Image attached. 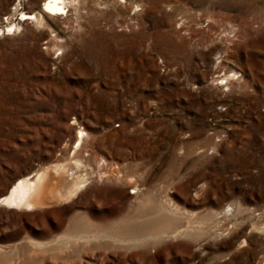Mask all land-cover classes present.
Here are the masks:
<instances>
[{
  "label": "rangeland",
  "instance_id": "rangeland-1",
  "mask_svg": "<svg viewBox=\"0 0 264 264\" xmlns=\"http://www.w3.org/2000/svg\"><path fill=\"white\" fill-rule=\"evenodd\" d=\"M44 1L0 0V197L75 156L95 181L68 203L0 206V250L164 207L197 235L102 237L92 263L264 264V0L87 1L61 15L58 43L19 20Z\"/></svg>",
  "mask_w": 264,
  "mask_h": 264
},
{
  "label": "bare ground",
  "instance_id": "bare-ground-1",
  "mask_svg": "<svg viewBox=\"0 0 264 264\" xmlns=\"http://www.w3.org/2000/svg\"><path fill=\"white\" fill-rule=\"evenodd\" d=\"M87 1L90 2L91 6L96 8L97 4L95 6V2L92 0H45L41 7L37 6L39 14L22 13L23 16L19 20H37L41 23L46 21V25L54 32L55 41L58 43L61 42L59 40L68 31L67 27L63 25V21H61V15L66 12L65 15L68 16L69 11L74 10L77 5L84 4ZM80 133L82 137L83 132ZM79 142L82 145L84 139H79ZM78 151L76 150L75 153ZM71 158L75 167L71 168L68 164L69 167L67 165L64 166L65 163L63 165L64 176H60V178L52 176L53 173L51 172V174L50 170L52 171L53 168L40 170L34 176L35 178H19L11 186L8 193L0 197V206L11 210L28 212L40 207L49 206V204L55 202L68 203L73 198L78 197L82 191H85L86 188L88 189L90 184L95 181V171L94 167L86 159L76 158V156L75 158ZM101 163L99 165H102ZM58 167L57 165L54 167L55 171L59 170ZM109 176L106 175L105 177L109 179ZM99 179L103 180V176L100 175ZM114 179L132 184L131 178L128 179L127 176L123 177L118 172ZM153 207V205H150L149 199H147L140 202L137 210L143 212L148 209L152 215L154 214L152 212ZM159 211L160 215L155 218L139 220L140 217L147 216L148 214L141 213V215L127 216L126 220L100 228L91 226L85 217L78 220L74 219L68 225L66 234L60 238H56V240L21 244L22 247H20L19 251H17V248H14L15 250L12 248L0 250V264H93L92 258H95V255L89 254L84 249L92 250L98 248L97 245L91 246L90 243L100 240L102 237L112 239L117 244H142V246H146L148 243H154V240L165 235L172 234V239L184 236L194 237L197 235L194 230L189 228L191 226L190 222V226L188 225L189 227L186 231L179 230L180 227L175 224L176 219L165 214L164 207L158 208ZM213 216L209 215L204 219L210 220Z\"/></svg>",
  "mask_w": 264,
  "mask_h": 264
}]
</instances>
